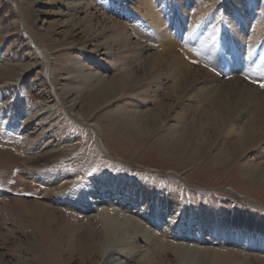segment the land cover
Here are the masks:
<instances>
[{
  "label": "rangeland",
  "instance_id": "1",
  "mask_svg": "<svg viewBox=\"0 0 264 264\" xmlns=\"http://www.w3.org/2000/svg\"><path fill=\"white\" fill-rule=\"evenodd\" d=\"M163 31L175 47L159 44ZM173 56L184 64L179 78ZM1 66L12 75L0 76V264H89L109 242L125 259V209L59 200L86 199L88 185L117 175L151 189L146 202L133 198L135 209L155 205L164 223L195 233L212 218L216 236L203 242L160 238L136 214L160 238L153 264H264V250L220 240L233 217L264 227V0H0ZM179 79L184 94L173 90ZM198 86L233 93L223 125L198 118ZM248 120L255 135L236 144ZM176 137L186 143L179 155L158 150ZM51 146L59 151L45 157ZM36 173L65 180L46 184Z\"/></svg>",
  "mask_w": 264,
  "mask_h": 264
},
{
  "label": "bare ground",
  "instance_id": "2",
  "mask_svg": "<svg viewBox=\"0 0 264 264\" xmlns=\"http://www.w3.org/2000/svg\"><path fill=\"white\" fill-rule=\"evenodd\" d=\"M179 7H180L179 9H180L182 15L187 14L184 6H182V1L179 4ZM193 14L194 13H192V15L190 16L191 20L194 17ZM157 17H153V21L155 22V25L156 24L157 25H159V24L163 25V22L159 23V20H158L159 18H157ZM16 22H18V19L16 20ZM155 27L157 28V26H155ZM257 27H258V25H257ZM242 28H244V27L242 26ZM10 34L11 33L9 32L5 36H9ZM159 38H160L159 44H163V47L165 48V50L173 48L177 45L174 38L171 37L169 34H167L164 31H163V35L159 36ZM176 59H177V56L172 57L171 61L172 62L174 61L176 64H174L173 68H171L170 70L177 71L178 78H179L180 74L183 73L182 68L184 67V64H183V62H181V60L178 61L179 59L178 60H176ZM29 66H30V64H29ZM29 66L28 65L23 66V70L19 74H17L16 76L13 75V77L10 78V80L13 82L18 81L22 75H24L25 73H27L29 71ZM32 67H33V65H32ZM167 69H169V68H167ZM11 70L12 69H9L8 67L1 66L0 67V76L12 75L10 73ZM183 79H185V78H183ZM181 80H182V77H181ZM181 80L179 79L178 83H177L178 87L181 90L178 91L176 89L177 87H174L173 90L177 91V92H182L184 94V92L186 91V86L183 84V82H181ZM214 80L216 81V78H214ZM99 81H101V80H99ZM7 82H8V80H7ZM184 82H185V80H184ZM210 85H213V83ZM199 87L200 86H198V88L195 87L194 92H193V93L197 94L199 98L201 97L200 99H202L201 103L199 104V107H197L195 109L197 111L198 118L199 119L200 118L210 119L211 121L214 122L215 127H219L221 124L223 125L226 122L228 114L230 112H232L233 107L235 105V104L231 105V101L233 99V93L229 92V90H226V89H222L223 91H219L220 89L218 88L219 90L217 89V92L210 94L207 92L206 89H205L206 92L205 91H202V92L199 91L198 89L201 88V87L200 88ZM210 88L212 89V87H210ZM215 88H216V86H215ZM224 90H226V92ZM232 91L235 92L234 89H232ZM48 110L49 109H46L44 112H48ZM237 114H241V112H238ZM77 118H79L78 115H77ZM148 118L149 117H146L147 120H148ZM153 118L154 117H150L149 120L151 122H153ZM134 120L135 119L129 120V124H130L129 129L132 133L136 134L137 136H142L141 127H139L138 124L135 123L136 120L135 121ZM255 129H256L255 122L253 120H248L246 125L238 130V135H237L236 140H235L236 144L242 145V144H246L247 142L252 140V138L255 135ZM157 148H158V150L166 151L168 156L175 157V156L179 155L183 149L186 148V143H183L182 139L176 137V138H173V140L170 142L159 143ZM58 151H59L58 146H51L50 149H47L46 151H44L45 152L44 156L46 155L45 157H48V155L54 154ZM224 156H226V154H224ZM45 157H41V158L44 160ZM41 158H38V160L39 159L42 160ZM261 171H263V169H261ZM30 177L31 178H38L42 182H45L46 184L47 183H51V184L53 183L57 186H62L63 182L65 180L64 179L65 175L49 176L46 174H38L37 175V173H36V176H35V174H31ZM118 178H119L118 175L117 176H109L105 180H104V178H102L101 181L102 180L103 181L101 183H97L95 185H88V187L90 186V187L94 188L92 190V191H94V193L87 195L88 197H91V198L87 197L85 199L83 196H80V195L78 198L76 197L75 199H71V198L67 199L65 197L63 199L59 198L61 203L65 204L67 206H74L75 209L77 208L79 210H83L86 212L94 210L96 207H98L102 204H109L111 206L112 205H114V206L118 205L120 208L125 209V211L127 213L126 218L124 219L125 222L123 224L125 226L124 227L125 228L124 234L126 235L124 238L129 239L130 241L132 240V241L130 242V244H128V247L125 248L126 249L124 251V252H126L125 259L122 260V257H119V255L117 256L114 253L108 252V248H109L110 244L112 243V242H109V244H107L105 246V249H103L99 253V255L97 256L95 261H91V262H89V264H95V263L96 264H146V263L147 264H153L151 257H152V253L154 251H153L152 246L159 243L160 238L165 236L166 234H169L173 237H175V236L182 237L187 241H191V240L195 239L196 241H203V242L211 239V237L213 238L216 236L215 230L213 229L212 218H210V216L207 217L203 222H201L200 225H198V227L196 228V232L194 233V232H191V230H189V229L183 230L181 228H177V226L174 225L173 223H164L165 218H166V214L162 210H159L160 208H157V206H155V205L151 206L150 208L148 207L146 210H142V211L136 210L135 209L136 208V204H135L136 201H133V198H135L134 200H137V198H138V199L142 200V202H146V198L152 197L155 194H153L151 189H149L143 183L137 184L135 181H126V180H121ZM95 192H96V194H95ZM64 195H65V193H64ZM162 198H163L162 202L164 203V205L167 209L171 208L173 206V199L172 198L166 197V196H162ZM136 214L139 215L141 218H143V220H145L146 223H148V225L156 227L161 232L160 238L159 237L157 238L156 237L157 235L155 236L154 234H152V235L146 234L145 231H143V229H142L143 224H141L138 221ZM221 233H222V236H221L220 240L221 241L224 240L225 243L232 241V242H235L244 248L249 247V248L259 249L262 251L264 250V227H262V225H259L256 227L253 225L251 226L248 223V221L246 222V220L242 219L241 216H238V219H236V217L235 218L233 217V218H231V221L224 220ZM161 245H163V244H161ZM98 250H99V248H98ZM186 253H187V249L184 248V249L180 250L179 255H181V256L186 255ZM90 257H92V256L90 255ZM130 259H132V263H130L131 261L129 262ZM80 261H81L80 264H85L87 262V260H86V262L84 263L83 258Z\"/></svg>",
  "mask_w": 264,
  "mask_h": 264
},
{
  "label": "snow or ice",
  "instance_id": "3",
  "mask_svg": "<svg viewBox=\"0 0 264 264\" xmlns=\"http://www.w3.org/2000/svg\"><path fill=\"white\" fill-rule=\"evenodd\" d=\"M260 86H261V87H264V83H262Z\"/></svg>",
  "mask_w": 264,
  "mask_h": 264
}]
</instances>
